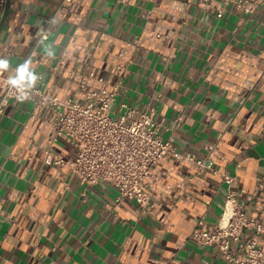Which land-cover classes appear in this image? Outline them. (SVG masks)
I'll use <instances>...</instances> for the list:
<instances>
[{
    "label": "crops",
    "instance_id": "crops-1",
    "mask_svg": "<svg viewBox=\"0 0 264 264\" xmlns=\"http://www.w3.org/2000/svg\"><path fill=\"white\" fill-rule=\"evenodd\" d=\"M60 1L9 0L0 97ZM29 70L61 101L75 96L76 73L92 74L89 90L121 82L112 109L125 101L142 111L151 100L162 137L197 156L213 146L217 173L159 161L147 180L152 208L142 210L107 182L83 186L67 167L45 164L52 110L30 118L32 101L9 99L0 112V264H224L190 232L217 224L222 173L247 215L264 212L263 10L244 17L227 7L217 18L189 0H70ZM50 150L74 155L60 139ZM255 240L264 252V213Z\"/></svg>",
    "mask_w": 264,
    "mask_h": 264
},
{
    "label": "built area",
    "instance_id": "built-area-1",
    "mask_svg": "<svg viewBox=\"0 0 264 264\" xmlns=\"http://www.w3.org/2000/svg\"><path fill=\"white\" fill-rule=\"evenodd\" d=\"M196 1L215 11L220 18L227 7L239 12L244 17L253 15L258 10L264 12V0H189ZM70 0H61L44 28L21 59L14 74L4 78L5 88L0 97V112L9 99L15 98L16 90L7 84L9 78H16L18 68L27 61H32L39 45L47 40L49 26L55 20L60 9ZM5 0H0V14ZM30 69V68H29ZM87 77L76 73L77 89L74 97L59 100L46 89L39 79L30 92L28 100L33 102L30 118L47 108L54 116L51 126L54 136L44 149L43 162L59 167H67L81 185H93L107 182L117 191L118 200L133 201L145 211L152 208L147 194V180L155 164L174 158L192 164L199 170L217 173L213 163L214 147L209 146L202 156L189 152L177 151L171 138L162 137L163 119H155V107L150 100L144 110L138 111L125 101L112 109L120 94L121 82L107 85L101 82L98 89L89 90ZM178 124V120H174ZM60 139L73 149L74 155L69 161L54 155L50 145ZM222 182L227 185L224 204L217 224L211 231L200 227L190 232L191 238L203 246L214 245L224 264H264V252L258 248L255 236L261 232L262 212L251 217L244 206L236 199L230 188L231 178L222 173Z\"/></svg>",
    "mask_w": 264,
    "mask_h": 264
},
{
    "label": "clouds",
    "instance_id": "clouds-1",
    "mask_svg": "<svg viewBox=\"0 0 264 264\" xmlns=\"http://www.w3.org/2000/svg\"><path fill=\"white\" fill-rule=\"evenodd\" d=\"M9 67V61L7 59H0V70H6ZM31 61H27L18 68L16 78H9L7 84L16 90L17 95L15 99L23 102L30 98L29 93L24 89H33L38 81V76L34 71H30ZM40 79V77H39Z\"/></svg>",
    "mask_w": 264,
    "mask_h": 264
},
{
    "label": "water",
    "instance_id": "water-1",
    "mask_svg": "<svg viewBox=\"0 0 264 264\" xmlns=\"http://www.w3.org/2000/svg\"><path fill=\"white\" fill-rule=\"evenodd\" d=\"M8 8H9V0H5V6H4V9L2 11V15L0 17V29H1V26L6 18V15H7V12H8Z\"/></svg>",
    "mask_w": 264,
    "mask_h": 264
}]
</instances>
